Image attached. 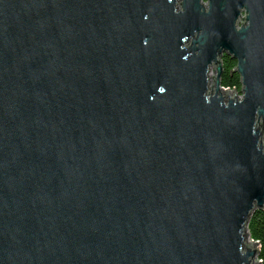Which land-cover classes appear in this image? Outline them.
Here are the masks:
<instances>
[{
    "label": "water",
    "instance_id": "obj_1",
    "mask_svg": "<svg viewBox=\"0 0 264 264\" xmlns=\"http://www.w3.org/2000/svg\"><path fill=\"white\" fill-rule=\"evenodd\" d=\"M178 7L0 0V264H253L264 0Z\"/></svg>",
    "mask_w": 264,
    "mask_h": 264
},
{
    "label": "trees",
    "instance_id": "obj_2",
    "mask_svg": "<svg viewBox=\"0 0 264 264\" xmlns=\"http://www.w3.org/2000/svg\"><path fill=\"white\" fill-rule=\"evenodd\" d=\"M221 66L223 68L221 86L224 89H229L231 91L238 90L241 92V78L238 74L234 73L237 62L225 55L221 58ZM248 234L250 240L259 247V259L264 263V209L256 210L251 215L248 223Z\"/></svg>",
    "mask_w": 264,
    "mask_h": 264
},
{
    "label": "rangeland",
    "instance_id": "obj_3",
    "mask_svg": "<svg viewBox=\"0 0 264 264\" xmlns=\"http://www.w3.org/2000/svg\"><path fill=\"white\" fill-rule=\"evenodd\" d=\"M177 2H178V6H179L178 8L180 9V4L182 3V0H177ZM241 26H242V24L239 25V27H241ZM214 76L215 77L217 76V71H216L215 67H212L210 70V74H209L210 88L211 89L214 85ZM229 93H230V95H229L230 97H234V95L237 93V97L239 98V100L243 98L242 93L238 90H233V91H230ZM248 240H249V244H248L249 247H251V245H252L253 247H251V248L252 249L254 248L253 250L258 249V246L254 242H252L250 239H248ZM254 262H255V264H264L260 261L259 255L255 256Z\"/></svg>",
    "mask_w": 264,
    "mask_h": 264
},
{
    "label": "bare ground",
    "instance_id": "obj_4",
    "mask_svg": "<svg viewBox=\"0 0 264 264\" xmlns=\"http://www.w3.org/2000/svg\"><path fill=\"white\" fill-rule=\"evenodd\" d=\"M229 94H230V93H229ZM223 95H224L226 98L230 97V96L228 95V92H225V91H223ZM246 244H247V245L249 244V240L246 241ZM251 247H253V246L251 245ZM253 249H254V248H253ZM253 264H255V262H253Z\"/></svg>",
    "mask_w": 264,
    "mask_h": 264
}]
</instances>
